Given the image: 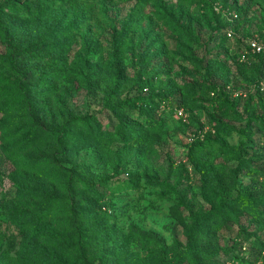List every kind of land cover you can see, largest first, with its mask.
Instances as JSON below:
<instances>
[{
    "label": "rangeland",
    "instance_id": "obj_1",
    "mask_svg": "<svg viewBox=\"0 0 264 264\" xmlns=\"http://www.w3.org/2000/svg\"><path fill=\"white\" fill-rule=\"evenodd\" d=\"M5 1L0 0V6ZM15 1L24 6L28 0ZM58 1L50 11H45V3L41 2L34 17L3 11L2 21L13 41L17 68L5 61L8 48L0 37V72L13 78L12 83L37 86L32 88L34 108L3 112L0 101V256L6 252L16 258L33 237L35 224L26 220L25 213L43 217L47 228L55 229L56 234L74 232L83 225L81 219L70 222L58 204L47 212V202L66 194V188L61 177L42 164L45 159L59 162L62 178L66 169L79 165L78 172L86 180L96 181L101 195L89 192L82 196V211L102 208L111 213L115 217L111 223H116L129 238V247L123 252L97 240L86 242L89 258L105 253L110 264H132L138 253L143 257L142 264H163L161 256L166 250H187L194 219L198 216L204 220L214 207L217 186L225 187L227 183L222 190L228 200L237 195L230 185L232 170L239 163L238 150L225 153L218 143L203 149L200 154L205 157L204 171L196 169L187 157L192 141L206 139L209 133L218 135L212 116L215 114L234 128L220 135L230 146L250 143L251 156L253 151L264 153V131L250 123V116L264 112L257 101L256 110L243 115L242 122L216 111L217 99L229 95L232 102L238 103V111H244L243 102L237 101V92L243 93L246 79L254 76L246 40L242 43L236 38L224 39L223 31L215 34L217 22L201 10L198 0ZM237 1L248 7L241 33L258 32L264 26V0ZM121 36H125L122 57L114 58L113 46ZM25 51H41L47 58L31 57L25 67ZM52 64V71L62 72L57 80L45 84L40 81L42 69ZM24 67L31 81L22 80L20 72ZM141 78L143 82L153 81V88L144 93L160 100L171 92L173 105H180L178 110H183L184 115L178 116L177 110L159 114L161 128L148 130L147 138L140 134L145 137L143 142L96 137L76 153L63 156L58 152L48 136L52 126L75 115L90 114L95 115L103 129L113 132L118 120L112 108L134 95L133 87L140 86ZM211 84L222 90L212 91ZM114 87L118 91L113 96ZM234 89L238 91L233 92ZM125 111L131 112L132 120L133 111L128 107ZM135 122L145 125L142 119ZM249 125L251 128L245 130ZM241 177L239 189L249 185L256 196L264 198V176L258 178L257 184ZM99 179L109 182L103 184ZM177 191L186 193L188 208L179 204ZM232 207L231 201L226 202L220 211L231 213ZM100 221L101 216H97L94 223L85 224L91 234L101 227ZM261 224L264 216L245 214L238 222L229 221L230 229L212 232L214 241L204 242L201 247L210 244L216 254L205 264H237L231 260L232 254L245 257V264H264V254L256 260L258 250L250 240L244 245L237 241L239 229L264 236ZM133 227L158 240L156 250L161 256L151 254L152 245L132 237ZM164 248L165 252L160 250Z\"/></svg>",
    "mask_w": 264,
    "mask_h": 264
},
{
    "label": "trees",
    "instance_id": "obj_2",
    "mask_svg": "<svg viewBox=\"0 0 264 264\" xmlns=\"http://www.w3.org/2000/svg\"><path fill=\"white\" fill-rule=\"evenodd\" d=\"M252 1V0H251ZM41 2L45 3V11L52 10L58 0H28L26 5L22 6L18 4L15 0H6L2 6H0V37L3 42L7 45L8 55L5 57V61L11 67L17 68L16 66V52L13 49V41L10 39V32L7 25L2 21L3 11L7 9L10 13H15L19 16L34 17L37 15L35 12L36 6L38 7ZM198 4L207 16L217 22V26L214 29L215 34L224 32V39L236 38L240 42H244L250 37L258 35L262 40H264V26L256 33L254 32H244L241 33V26L245 20V13L248 11L246 4H241L237 0H198ZM220 7V11L216 10ZM28 15L27 13H30ZM225 12L227 15H225ZM238 15L237 19L233 18V15ZM229 16V17H227ZM229 33H232V37H229ZM195 40H199L198 36H194ZM125 41V36L118 38L114 44V58L122 57V45ZM224 44V43H223ZM246 44V43H245ZM247 49V44L245 45ZM25 59L23 60L24 66L26 67L31 59V57H36L39 59L47 58V55L41 51H29L24 52ZM252 61V73L254 76L252 79H246L243 93L239 94L237 92V101L243 102L244 111H238V103H234L231 100L230 95L223 98H218L219 101L216 111H223V116L227 119H231L235 122H242L245 120L243 115L252 114L256 110L254 102H258L260 105V110H264V93L259 89V85L262 80H264V60L259 55L249 54ZM121 59V58H119ZM21 70L20 75L22 80L28 82L30 76L27 70ZM54 65L52 64L50 68H43L40 76V81H44L45 84L52 82V80H57L62 71H52ZM36 68L32 70L33 76L35 75ZM52 72V73H51ZM13 78L6 77L3 72H0V101H3V109L1 111L12 113L15 111H20L22 109L34 108V99L32 97L33 89L37 85H33L31 88L28 83H22L17 81L12 83ZM153 81L143 82L142 78L139 80V87H133L135 90L134 95L130 98H126L121 104L115 105L112 110L114 116L118 120V123L114 131L110 132L109 129H103L101 124L96 119L95 115H75L65 121L59 126H52L48 136L50 140L55 143L58 148V152L61 155L66 156L69 154L76 153L83 148L87 147L89 143L96 137L108 138L109 140H114L113 138H119L120 141L124 143H130L133 141L143 142L145 137L148 136V130L152 131L159 130L161 128L159 114L162 115L164 112L168 111H178L182 108L180 105H173L172 103V93L166 92V94L161 97L160 100L152 98L151 94L144 93V90L148 89L150 91L153 88ZM249 88V89H248ZM212 91L218 93V90H222L216 85L211 84ZM118 89L114 87L111 94L114 96L117 94ZM238 91L234 89L233 92ZM150 95V96H149ZM125 107H128L133 111V119L129 120L130 113H126ZM147 114L152 115L147 118ZM128 116V119L126 117ZM137 116V118H134ZM143 120V124L136 123L135 120ZM212 119L216 122V128L218 129V135L215 137L209 133L206 139L195 140L189 147L188 160L192 165L200 170L204 171V160L205 157L200 152L208 147L213 148V143L220 144L222 151L228 154L233 153L235 150L239 151V163L232 170V184L230 185L237 195L232 200L226 199L222 190L224 186H217L216 192L214 191L216 204L212 207L211 211L205 214L204 220H200L197 216L194 219L195 225L192 226L190 230V240L189 247L184 251H167L166 248L160 250H166L164 256L159 254L156 250L160 245L158 240L147 232L141 231L138 228H132V237L134 239H140L142 242H147L152 245L151 254L161 256V263L171 264V262H176V264H205L206 261L214 258L216 254L215 250H212L210 244L208 246L201 247L204 242H213L212 232H220L224 229L231 227L228 226L229 221L238 222L241 217L245 214H254L256 216H264V198L262 196H256L254 194V189L249 185L243 187L245 189L238 188V180L242 178H250L253 183L257 184L259 177L264 176V153H259V151H253L251 156L250 143L245 146L243 142L239 147L230 146L225 140L220 138L221 132L234 130L233 127L227 126L222 122V119L217 118L216 115L212 116ZM194 121V120H193ZM254 122V125H258L264 131V112L258 113V116H250V123ZM251 125V124H250ZM248 128H251V126ZM144 129V130H143ZM147 130V131H146ZM228 130V131H227ZM230 132V131H229ZM145 135L144 138L140 134ZM152 133V132H149ZM250 146V147H248ZM258 154V155H255ZM254 155V156H253ZM261 162V163H259ZM42 164L51 168V172L55 175L61 177L66 188V194L63 196H58L57 200H49L46 206L47 212L50 210L52 205L58 204L63 213L69 217L70 222L77 219H81L83 225L79 227L76 231L72 232L67 230L58 232L56 234L55 229L47 228L46 223L43 221V217L36 213H25L26 220L31 224H35L33 237L29 239L23 246L21 252L16 258L11 257L9 253L4 252L0 256V264H110L108 255L100 257L89 258L87 256L84 244L92 240L99 241L105 247L117 248L118 252H123L129 247V238L126 233H124L116 223H111V220L115 217L103 209H98L92 212H83L81 209L82 196L92 192L95 196H101L97 189V182L93 179H85L78 172L79 165H75L69 169H66L67 173L62 178V171L59 168V162L56 163L49 162L45 159L42 160ZM103 184H107L109 179H99ZM234 181V183H233ZM130 186H134L131 184ZM129 187V186H128ZM177 199L179 204L184 206L187 205L186 193L182 191H177ZM53 199V198H52ZM233 204V209L230 210L231 213H226L220 211L226 202ZM57 202V203H55ZM182 216V214H179ZM207 215V216H206ZM97 216H101V227L95 229L94 233L91 234L90 229L86 227L87 222H92L96 220ZM66 226H69L68 219L66 220ZM261 230L264 231V224H261ZM91 234V235H89ZM247 236L245 240L242 236ZM250 240L253 243L252 247H255L257 251L256 260L261 258L264 254V236L258 235L256 232L250 231L248 229H239L237 232V241L242 245L246 244ZM241 245V248L243 247ZM88 246V244L86 245ZM218 252V251H217ZM169 260V261H168ZM235 263L245 264V257H241L240 254H232V258ZM255 260V261H256ZM143 257L136 253L133 257L132 264H142Z\"/></svg>",
    "mask_w": 264,
    "mask_h": 264
},
{
    "label": "built area",
    "instance_id": "obj_3",
    "mask_svg": "<svg viewBox=\"0 0 264 264\" xmlns=\"http://www.w3.org/2000/svg\"><path fill=\"white\" fill-rule=\"evenodd\" d=\"M216 10L219 12L220 7H217ZM225 15L227 13L225 12ZM234 19L238 18V15H233ZM229 37H232V33H229ZM247 44V54H252V55H259L263 58L264 60V40H262L258 35H255L253 37H250L246 40ZM259 89L264 93V80L261 81L259 85ZM178 116H183V110H178L177 111Z\"/></svg>",
    "mask_w": 264,
    "mask_h": 264
}]
</instances>
